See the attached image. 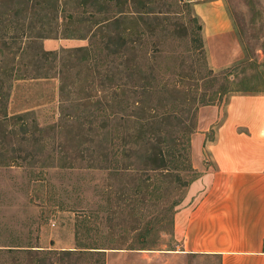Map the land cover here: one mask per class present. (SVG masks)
<instances>
[{"label": "rangeland", "instance_id": "1", "mask_svg": "<svg viewBox=\"0 0 264 264\" xmlns=\"http://www.w3.org/2000/svg\"><path fill=\"white\" fill-rule=\"evenodd\" d=\"M210 1L0 0V264L164 254L201 107L264 94V0Z\"/></svg>", "mask_w": 264, "mask_h": 264}, {"label": "crops", "instance_id": "2", "mask_svg": "<svg viewBox=\"0 0 264 264\" xmlns=\"http://www.w3.org/2000/svg\"><path fill=\"white\" fill-rule=\"evenodd\" d=\"M217 27L207 33L210 47L228 39L239 57L230 21ZM199 113L203 127L191 140L197 174L172 209L164 254L121 253V264H264V94H235L224 114L222 105Z\"/></svg>", "mask_w": 264, "mask_h": 264}]
</instances>
